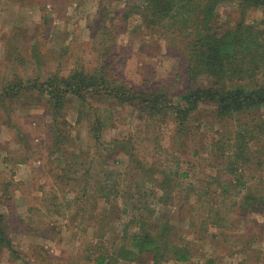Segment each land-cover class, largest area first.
Segmentation results:
<instances>
[{
    "label": "rangeland",
    "instance_id": "374dc122",
    "mask_svg": "<svg viewBox=\"0 0 264 264\" xmlns=\"http://www.w3.org/2000/svg\"><path fill=\"white\" fill-rule=\"evenodd\" d=\"M234 6L219 7L221 22L233 20ZM128 8V0H0V85L13 70L105 65L133 84L167 83L179 93L180 53L137 27L136 13L123 17ZM261 16L253 10L248 20ZM30 98L0 103V225L16 249L0 245V264H105L95 258L138 231L136 213L153 227L168 221L172 236L189 244L192 264H264V213L240 207L247 191L264 194V105L220 119L213 104H200L181 134L170 116L150 119L136 104L115 105L100 143L70 101L72 140L63 152L45 103ZM114 140L130 153L115 150ZM166 181L171 194L160 198ZM115 264L183 263L168 255L155 263L145 252Z\"/></svg>",
    "mask_w": 264,
    "mask_h": 264
},
{
    "label": "trees",
    "instance_id": "16d2710c",
    "mask_svg": "<svg viewBox=\"0 0 264 264\" xmlns=\"http://www.w3.org/2000/svg\"><path fill=\"white\" fill-rule=\"evenodd\" d=\"M136 1L128 0L129 8L123 17L136 13L141 21L137 27L144 26L150 37L158 35L178 50L186 66L184 86L179 93H173L167 83L133 84L108 73L105 65L92 71L84 66H74L68 72L61 71L58 65L45 74L37 67L34 74L13 70L9 77L2 75V107H6L7 100L23 98L28 102L31 96L41 97L52 119L51 136L60 143L55 150L67 152L64 147L72 140L65 133L70 101H76L78 105L76 121L86 120L90 135L100 143H103L102 130L109 121V111L115 105L136 104L140 113L150 119L170 116L180 134L185 132L200 104H213L220 119L253 113L264 105V0ZM226 2L235 5L233 22L231 18L224 22L219 20V7ZM253 10L260 11L262 16L249 21L248 13ZM36 62L41 64L39 60ZM238 135L243 142L245 135ZM114 142L115 150L119 147L130 153L125 141ZM142 168L138 172L144 183L147 178ZM160 185V198L171 194L167 181ZM255 192L243 194L240 207L256 208L264 213V194L258 199ZM135 215L138 231L128 238L115 239L111 245L113 251L95 258L97 262L134 261L147 252L152 254L155 263L168 255L183 264H192L189 244L172 236L173 226L168 221L163 220L153 227L144 215ZM0 245L10 253L16 252L2 225Z\"/></svg>",
    "mask_w": 264,
    "mask_h": 264
}]
</instances>
